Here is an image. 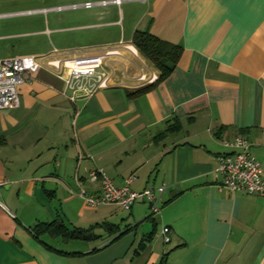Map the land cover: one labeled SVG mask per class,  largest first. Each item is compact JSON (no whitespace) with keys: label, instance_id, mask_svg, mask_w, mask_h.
I'll return each mask as SVG.
<instances>
[{"label":"crops","instance_id":"obj_1","mask_svg":"<svg viewBox=\"0 0 264 264\" xmlns=\"http://www.w3.org/2000/svg\"><path fill=\"white\" fill-rule=\"evenodd\" d=\"M98 2L0 0V57L133 43L141 29L181 45L180 58L138 95L152 84L138 75L160 70L124 50L88 99L72 101L44 67L19 84L21 103L0 109V264H264V195L220 188L217 171L222 138L247 136L264 177V0ZM95 168L117 186L131 177V190L163 187L159 211L88 205L78 192L100 190ZM57 218L99 223L97 236L33 232Z\"/></svg>","mask_w":264,"mask_h":264},{"label":"built area","instance_id":"obj_2","mask_svg":"<svg viewBox=\"0 0 264 264\" xmlns=\"http://www.w3.org/2000/svg\"><path fill=\"white\" fill-rule=\"evenodd\" d=\"M120 2V0H100V3ZM94 4L87 1L83 5ZM128 51L136 58L140 57L137 47L131 43L114 44V46H103L100 49L89 51L64 52L57 56L12 55L0 57V109H14L21 103L18 93L19 84L30 79L39 67L53 70L61 76L66 83L63 94L72 101L80 97L91 98L93 93L111 84L110 77L115 72L113 62L123 58L122 51ZM158 74L154 71L149 76L141 72L137 80L142 86L145 83H154ZM227 152H223L218 160L217 171L222 175L220 188L225 187L229 191H241L264 195L263 167L257 157L251 152V141L246 136H233V138H222ZM90 182L99 181L100 190L95 195L87 193L82 187L78 192L84 197L87 204L95 206L113 202L126 210H130L134 201L147 199L150 203L151 212H158L160 207L158 201L163 187H146L142 191L131 190V177L124 180L123 184L117 186L112 182L108 174L99 168L91 170L88 175ZM2 183H0L1 186ZM0 205L4 204L0 201ZM161 232L164 234L165 242H168V228L163 226Z\"/></svg>","mask_w":264,"mask_h":264},{"label":"trees","instance_id":"obj_3","mask_svg":"<svg viewBox=\"0 0 264 264\" xmlns=\"http://www.w3.org/2000/svg\"><path fill=\"white\" fill-rule=\"evenodd\" d=\"M132 42L137 47V50L144 54L146 58H148L149 61L153 65L157 66L160 70L154 83L143 85L142 88L130 92V95H138L142 93V91L151 89L159 81L164 80L169 72L174 70L176 66L175 64L180 58L182 47L179 44H173L171 41L162 40L158 38V36L154 33L141 29L135 31L134 35H132ZM172 126V128L174 129L179 128V125L177 123L175 125L173 124ZM98 224L99 223L94 226H90L89 228L75 226L70 229L65 223H63L62 218H57L52 221L35 223L33 232L37 236L41 233L48 232L50 233V235L59 234L66 240H71L72 238H76L79 240H90L96 238L97 234L94 233V229L96 228V226H98ZM103 225L109 226L108 223H104ZM162 258L163 259L161 260L160 264H166L167 259L165 258V256Z\"/></svg>","mask_w":264,"mask_h":264},{"label":"rangeland","instance_id":"obj_4","mask_svg":"<svg viewBox=\"0 0 264 264\" xmlns=\"http://www.w3.org/2000/svg\"><path fill=\"white\" fill-rule=\"evenodd\" d=\"M127 52V51H126ZM139 54H140V56L142 57V58H144L143 56H145L144 54H142L141 52H138ZM126 55L128 56V55H130V57L131 58H134L135 59V61H138L137 60V58L133 55V54H131L130 52H127L126 53ZM143 55V56H142ZM146 57V56H145ZM139 59V58H138ZM148 61H149V59L148 58H146ZM140 60V59H139ZM150 62V61H149ZM151 63V62H150ZM152 64V63H151Z\"/></svg>","mask_w":264,"mask_h":264}]
</instances>
